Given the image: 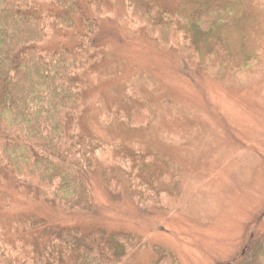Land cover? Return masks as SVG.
I'll return each instance as SVG.
<instances>
[{"label":"rangeland","instance_id":"obj_1","mask_svg":"<svg viewBox=\"0 0 264 264\" xmlns=\"http://www.w3.org/2000/svg\"><path fill=\"white\" fill-rule=\"evenodd\" d=\"M99 1L93 63L75 76L79 129L98 149L91 208L60 209L0 168V264L30 261L69 226L131 233L120 264H244L264 244V0H221L205 29L180 25L189 56L150 36L127 0ZM75 36L55 27L45 46ZM129 108L136 125L117 119Z\"/></svg>","mask_w":264,"mask_h":264},{"label":"trees","instance_id":"obj_2","mask_svg":"<svg viewBox=\"0 0 264 264\" xmlns=\"http://www.w3.org/2000/svg\"><path fill=\"white\" fill-rule=\"evenodd\" d=\"M127 4L131 18L150 36L189 56L184 36L178 34L180 25L188 28L184 34L205 29L221 0H184L160 9L152 0ZM101 10L99 0H0V168L12 173L18 188L39 192L69 212H87L92 203L90 180L98 149L93 137L79 129L85 96L75 76L93 63ZM55 27L74 31L76 45L46 47ZM142 115L129 108L116 116L136 125ZM42 224L24 222L28 228ZM121 243L126 245L121 248ZM137 245L131 233L55 228L33 259L5 264H120ZM246 257L244 264H264V244Z\"/></svg>","mask_w":264,"mask_h":264}]
</instances>
